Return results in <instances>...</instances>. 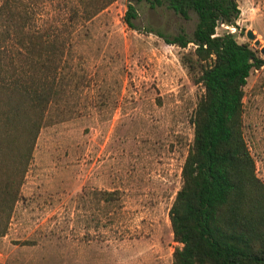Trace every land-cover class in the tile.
<instances>
[{
	"label": "rangeland",
	"instance_id": "obj_1",
	"mask_svg": "<svg viewBox=\"0 0 264 264\" xmlns=\"http://www.w3.org/2000/svg\"><path fill=\"white\" fill-rule=\"evenodd\" d=\"M19 1L31 29L56 35L63 52L21 196L0 235L3 253L22 264H172L180 243L169 208L204 88L181 60L194 44L168 43L149 28L191 32L195 12L184 19L139 1L134 28L124 20L130 0H111L88 18L86 0ZM237 3V38L249 39L252 28L264 44V0ZM243 107L264 181V64L247 76Z\"/></svg>",
	"mask_w": 264,
	"mask_h": 264
},
{
	"label": "trees",
	"instance_id": "obj_2",
	"mask_svg": "<svg viewBox=\"0 0 264 264\" xmlns=\"http://www.w3.org/2000/svg\"><path fill=\"white\" fill-rule=\"evenodd\" d=\"M89 1H83L87 18L111 0ZM139 1L184 19L196 14L191 32L184 25L175 32L149 28L168 43L194 44L181 60L204 88L169 208L173 238L180 243L172 264H264V181L243 131L244 85L250 71L264 64L260 45L237 38V0H130L124 20L134 28ZM28 19L19 0H0V235L21 196L63 52L56 35L31 29Z\"/></svg>",
	"mask_w": 264,
	"mask_h": 264
},
{
	"label": "crops",
	"instance_id": "obj_3",
	"mask_svg": "<svg viewBox=\"0 0 264 264\" xmlns=\"http://www.w3.org/2000/svg\"><path fill=\"white\" fill-rule=\"evenodd\" d=\"M7 236V233L1 235V237ZM0 237V264H22V258L17 257L15 252L3 253L2 251V239Z\"/></svg>",
	"mask_w": 264,
	"mask_h": 264
},
{
	"label": "water",
	"instance_id": "obj_4",
	"mask_svg": "<svg viewBox=\"0 0 264 264\" xmlns=\"http://www.w3.org/2000/svg\"><path fill=\"white\" fill-rule=\"evenodd\" d=\"M246 35L249 39L253 40L254 44L260 45L259 50L264 54V44H262V39L257 37L252 28L246 29Z\"/></svg>",
	"mask_w": 264,
	"mask_h": 264
}]
</instances>
